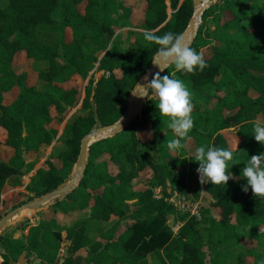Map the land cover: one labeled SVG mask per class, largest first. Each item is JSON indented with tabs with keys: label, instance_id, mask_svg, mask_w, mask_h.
<instances>
[{
	"label": "trees",
	"instance_id": "1",
	"mask_svg": "<svg viewBox=\"0 0 264 264\" xmlns=\"http://www.w3.org/2000/svg\"><path fill=\"white\" fill-rule=\"evenodd\" d=\"M135 1L139 0H6L0 8V127L7 132L5 145L14 151L8 162L0 160V195L10 178L24 177L34 169L26 154L52 145L58 131L51 125L63 122L81 103L82 88L85 112L66 125L58 140L63 148L37 171L28 188L31 194L40 198L61 187L79 159L82 140L95 127L123 118L158 47L131 31L109 47L117 27L133 23L128 4ZM141 1L145 17L137 28L155 30L156 35L168 31L183 35L196 9L193 0H169L174 12L169 19L166 0ZM210 20L220 25L223 35L206 27ZM231 33L233 37H224ZM190 47L206 61L203 71L186 73L170 65L161 74L182 80L195 98L206 99L205 110L192 105L194 124L188 135L172 137L168 118L159 116L155 98L149 96L141 115L155 118L156 123L149 125L138 117L119 134L92 144L79 186L51 207L53 215H64L70 222L52 217L30 227L25 242L0 239L1 264L17 263L23 256H34L42 264H76L75 256L82 250L85 264H246L247 256L252 264H264V251H259L264 248L260 231L264 199L255 197L250 188L242 191L246 181L240 178L248 156L264 152L251 136V121L264 120V0H216L202 15ZM20 52L34 63H46L38 74L46 86L41 91L19 86L17 99L5 106L4 94L18 87L13 63ZM97 64L105 74L85 85ZM75 82L80 86L65 88ZM145 128L151 133L142 139L138 134ZM230 130H236L234 149L224 134ZM174 138L180 139V146L170 150L167 145ZM200 145L230 149L228 171L235 179L203 184L209 202L201 218L181 216L175 233L168 222L176 208L169 199L175 192L189 193L187 176L194 178L199 166L189 152ZM155 148L158 161L153 157ZM185 165L188 175L178 171ZM141 174L151 176L145 188L136 191L134 182ZM155 188L161 189V198L155 196ZM28 201L27 197L19 206ZM85 212L88 218L82 216ZM92 222L101 224L95 228ZM92 229L101 231L99 238L91 237ZM244 240L258 246L249 249ZM65 242L70 243L67 255L60 257Z\"/></svg>",
	"mask_w": 264,
	"mask_h": 264
},
{
	"label": "clouds",
	"instance_id": "2",
	"mask_svg": "<svg viewBox=\"0 0 264 264\" xmlns=\"http://www.w3.org/2000/svg\"><path fill=\"white\" fill-rule=\"evenodd\" d=\"M143 39L155 43L158 47L152 58V63L159 69L151 78L145 76L139 83L135 95L140 98L152 96L155 98V107L160 117L168 118V128L177 137L183 138L193 128L191 94L184 82L175 79L169 74L161 75L167 65H174L176 71L192 73L203 71L207 63L202 55L191 48L184 40L182 34L165 32L156 35L155 30L140 29ZM252 137L261 146H264V121H251ZM170 150L180 146V139L174 138L168 142ZM233 159V152L228 148L200 145L194 149V161L198 163L197 173L201 184H227L235 179L234 174L228 171V162ZM245 166L240 172V178L246 181L242 191L249 188L255 197L264 199V152L248 156ZM264 231V226L260 227Z\"/></svg>",
	"mask_w": 264,
	"mask_h": 264
},
{
	"label": "rangeland",
	"instance_id": "3",
	"mask_svg": "<svg viewBox=\"0 0 264 264\" xmlns=\"http://www.w3.org/2000/svg\"><path fill=\"white\" fill-rule=\"evenodd\" d=\"M168 2H169V0H166V4ZM215 2H216V0H215ZM5 3H6V0H0V8L4 7ZM84 5L85 4H83V5H81L79 7L80 10H83ZM128 5H131V7L133 8V12H134L133 13V19H132L133 23L132 24H123L120 27H117L115 36L109 38V47H112L115 43H117L120 40H122L123 39L122 37H123V35H124V33L126 31L133 32L137 38H140L141 35H143L142 32L139 31L140 29L137 28V25L141 24L142 21L144 20V17H145V10H144L145 4L141 0H139V1H135V2H130ZM167 6H168V4H167ZM198 9H200V7L199 8L196 7L195 12H198L199 11ZM167 13H168L169 19H171L174 12L169 8V6H168V9H167ZM228 17H229V15L227 14L224 17L225 20L228 19ZM201 24H202V22H201ZM206 27L208 29L212 30V31H215L216 34H218V35H223L222 31L220 30V25L217 24V23H214L211 20L208 22ZM41 34L43 36V34H45V32L43 31V32H41ZM46 34L49 35V33H46ZM233 36H234L233 33L224 35V37H226V39H228L230 37H233ZM128 43H130V42H128ZM206 52H207V50L205 49V51H203L202 54L206 55ZM22 60L24 61V58L20 57V61H21L20 65L22 67L24 66L23 70L28 69L25 65L22 64ZM92 74H93V71L89 74V77L86 80L85 85H87L89 80H91V79L94 80L95 82H96V79H98L97 76H94ZM144 77L141 79L140 83L143 82ZM75 85L80 86L79 82H75V83H72V84L68 85L67 87L75 86ZM134 93H135V91L133 92V94ZM251 96L252 97H256V95L254 93H251ZM191 102H192V105H196L197 107L199 106V108L201 110H205V108L207 107L206 99L203 98V97L195 98L194 94H191ZM130 108H131V105L129 103V106L127 108L126 113L129 112ZM84 112L85 111L82 110V105L77 106L75 109H73L71 112H69L68 115L66 116L65 120L58 124L57 128L59 129V131H61L64 126L66 127V124H69L70 122H72L73 119L76 118L78 115L84 114ZM138 121H146L149 125H154L156 123L155 118H153V117H147L146 118V117H144L142 115H140V117L138 118ZM257 121H264V120L259 118V119H257ZM98 128H100V126L95 127L94 130H96ZM234 131H236V130H234ZM234 131L230 130L229 132L224 133L225 136L227 137L228 141H229V144H230L231 148L235 146L234 143H233V137H232V134L234 133ZM150 133H151V130L149 128H145V129L141 130L138 135H139L140 138L144 139L146 136L150 135ZM171 136L172 137H177L174 132L171 133ZM191 143L192 142L189 141L187 146L188 147L191 146ZM62 148L63 147H61V145H59L58 147H54L53 148L54 151H53L52 155L53 154L56 155L57 153H59ZM48 149L44 148V150L42 151V153L39 156V159L35 160L34 165H36L38 162L40 163V160L45 157L46 153L48 152ZM189 153L194 155V151H190ZM10 157H11V153L10 152L8 153L5 150H3V151L0 150V160L1 161L8 160ZM153 157H154L155 160H157V161L159 160V150H158V148H155V150L153 152ZM39 163L37 164L36 167L40 166ZM74 171H75V167L73 169L72 174L74 173ZM178 171L180 173H184V174L188 175L189 174V167L187 165L181 166ZM72 174L70 175L68 180L62 186H65L72 179ZM195 174L196 175H195L194 178H192L190 176H187V181H188L189 187L191 189L190 190L191 194H189L188 198H182V196H180L179 193L175 192L173 194V196L169 199V202L172 205H174L175 208H176V214L174 216H170L169 217V222H168L170 227H172L173 230L177 229V227L179 226V225H177V222L181 219V216H183V215L187 216L188 215V216L192 217L193 207H194V205H197L196 202H195L197 200L195 198V196H197V194H198V197H200V194H201V191H202V188H203V184L200 183L199 175L197 173V170L195 171ZM150 176H151L150 174H141V177L134 182V189L136 191L143 190L145 188L146 181L150 178ZM34 179H35V175L32 177V176H30V174H28V175H26L24 177L15 178V179L11 180V182L9 184V187L7 186L4 189V191H3V197H1V195H0V219L3 218L8 213H10L11 211H13L14 209L20 207L21 205L19 206V203L22 200H25L27 197L29 198V201L27 203L34 202L35 200L39 199L34 194H31L28 191V188L33 186ZM154 192H155V196L157 198H161L162 197L161 189L155 188ZM5 193H7V194L4 195ZM22 195H25V196L21 197ZM208 202H209V197L205 198L202 201V204H200V203L198 204V205H200V207L197 209L199 211H198V216H196V217H198L199 219L201 218V213L204 210V206L206 204H208ZM8 207H10V208L12 207V208L8 210ZM47 211L48 210L36 211L31 216L27 217L26 220H23V221L21 220L20 223L18 225H16V226L19 229H22L23 231H26L28 233L29 228L32 227V226H35L34 224L41 223L44 218L45 219L50 218L51 215L49 213H47ZM213 211H214V214L218 215V213H219L218 210H213ZM196 213H197V211H196ZM76 218H78V217H76ZM202 229H204V228L202 227ZM100 232L101 231H99V230L92 229L90 231V235H91L92 238H96L97 236H99ZM4 233L5 232L0 233V239L5 237L3 235ZM243 244L246 245V247L249 248V249L250 248H255L256 246H258L256 241L244 240ZM66 247H67V243L65 242L64 246H63V251L60 254L61 257H64V254L66 252ZM259 251H264V248H260ZM236 252H235V254H236ZM80 255H82V254H80ZM235 257L236 256H234V259H235ZM0 258H2L1 254H0ZM245 261H246V264H252L253 263V259H252L251 256H247ZM2 262H3V260L1 261V263ZM234 262H235V260H234ZM230 264H232V262Z\"/></svg>",
	"mask_w": 264,
	"mask_h": 264
},
{
	"label": "water",
	"instance_id": "4",
	"mask_svg": "<svg viewBox=\"0 0 264 264\" xmlns=\"http://www.w3.org/2000/svg\"><path fill=\"white\" fill-rule=\"evenodd\" d=\"M195 8L197 6L201 7L199 12H195L192 19L190 20L189 26L183 34L185 42L189 39L190 35H192V39L189 42V46H191L194 38L197 35L198 28H195L194 22L195 17L199 16L202 22V15L204 14L205 10L215 2V0H193ZM201 24V23H200ZM200 26V25H199ZM171 64L167 65L165 70ZM159 69L152 63L148 73L146 74L147 77L151 78L152 74L158 72ZM165 72V71H164ZM163 73V72H162ZM160 73V74H162ZM139 89V84L135 89V93L131 96L129 103L131 108L128 113H125L123 118L110 126H102L96 130H93L89 135H87L81 143V152L79 159L75 165V171L72 174V179L65 185L61 186L58 189L47 193L46 195L40 197L39 199L35 200L34 202L25 203L20 207L14 209L3 218L0 219V233L7 229L8 227L12 226L13 224L20 221L26 215L31 216L34 212L39 210H46L49 207L53 206L55 203L59 201H63L67 195L72 193L82 181L85 171L88 165V155L89 150L92 144L108 138L113 137L124 129H126L134 120H136L143 112L144 106L147 103V98H140L138 95H135L137 90ZM25 213V215H23ZM23 216V217H21ZM28 217V216H27ZM67 255V252L65 253Z\"/></svg>",
	"mask_w": 264,
	"mask_h": 264
},
{
	"label": "crops",
	"instance_id": "5",
	"mask_svg": "<svg viewBox=\"0 0 264 264\" xmlns=\"http://www.w3.org/2000/svg\"><path fill=\"white\" fill-rule=\"evenodd\" d=\"M168 4V6L170 5V3L168 2L167 3ZM20 57H23L24 58V61L22 60V64L23 65H25L28 69H25V70H23V67L20 65ZM13 68H14V71H15V73L18 75V87H15L12 91H10V92H8V93H6V94H4V105L5 106H9L10 104H12L16 99H17V97H18V95H19V93H20V88L21 89H23V87H24V85H27L28 87H32V86H34V87H37V89L38 90H43L44 89V87L46 86V84L44 83V82H41V81H39L38 80V74H39V72L40 71H44L46 68H47V66H46V63H43V62H38V63H34L32 60H29L28 58H27V56H26V54L24 53V52H20V53H18L17 55H16V57H15V60H14V63H13ZM105 74V72H99L98 71V64L96 65V67H95V69L93 70V74L92 75H94V76H97L98 77V79H96V82L102 77V75H104ZM68 85H70V84H66L65 85V88H68L67 86ZM19 86H20V88H19ZM84 89L85 88H83V93H82V98H81V103H82V100H83V98H84ZM79 104V105H82V104ZM78 105V106H79ZM71 112V111H70ZM67 125V124H66ZM51 127H54V128H56V129H58L57 127H58V124L57 123H55V124H52L51 125ZM64 128H65V126L62 128V130L61 131H59V129L57 130L58 131V135H57V138H56V140L52 143V145L51 146H49V147H42L41 148V150H40V152L39 153H28V154H26V156H25V159H26V161L28 162V163H35V160H38L39 159V156H40V154L42 153V151L44 150V148H49L48 149V152L46 153V155H45V157L44 158H42L41 160H40V163H39V167H36L37 166V164L36 165H34V169L29 173L30 174V176H34V175H36L37 174V171L39 170V169H41V168H45V164H46V161L50 158V156L52 155V153H53V151H54V147H58L59 145H61V143L60 142H58V140L60 139V137L63 135V131H64ZM6 141H7V132H6V130L5 129H3V128H1L0 127V150L1 151H3V150H5L6 152H10L11 153V157L8 159V160H5V162H8L13 156H14V151L11 149V148H9V147H7L5 144H6ZM233 143H234V140H233ZM234 145H235V143H234ZM61 147H62V145H61ZM235 148V146L234 147H232V149H234ZM54 161V160H53ZM15 178H17V177H12V178H10L9 179V181L7 182V184H6V186H5V188L8 186L9 187V184H10V182H11V180H13V179H15ZM187 183H188V181H187ZM4 188V189H5ZM188 188H189V193L187 194V195H183V194H180V196H182V198H188L189 197V194H191L190 193V187H189V184H188ZM4 191V190H3ZM3 191H2V194H1V197H3ZM7 193H5L4 195H6ZM23 196V195H22ZM205 198H208L207 196H206V194H205V192H204V189L202 188V191H201V194H200V197L195 201L196 202V204L198 205L199 203L200 204H202V201L205 199ZM4 199V198H3ZM4 202V201H3ZM52 207V206H51ZM51 207H49L48 209H46V210H48L47 211V213H49L51 216H50V218H52V217H55V218H57L59 221H62V220H66V222L67 223H69L70 222V219L69 218H67V217H64V215H61V214H58V215H53L52 214V211H51ZM12 208V207H11ZM10 207H8V210L9 209H11ZM204 208H205V206H204ZM214 212V211H213ZM77 217L79 216V215H76ZM82 216H84V217H89V213L88 212H85ZM81 216V217H82ZM50 218H48V219H50ZM72 218V217H71ZM27 219V218H26ZM26 219H24V220H26ZM48 219H43V220H48ZM73 219H74V217H73ZM72 220V219H71ZM69 221V222H68ZM20 223V221L19 222H17V223H15V224H13L12 226H10V227H8L7 229H5V230H3L2 232H5L3 235L6 237V238H9L10 240H13V241H21V242H25V237L27 236V232L26 231H23L22 229H19L16 225H18ZM39 224V223H38ZM38 224H34L35 226H37ZM101 223H99V222H92L91 223V227H95V228H97V226H99ZM104 226H109V224H103ZM177 225H179L178 227H177V229H174V231H175V233H177L178 232V230H179V228L181 227V222L180 221H178L177 222ZM16 226V227H15ZM1 232V233H2ZM63 237L65 238L66 237V234L64 233L63 234ZM98 237V236H97ZM99 238V237H98ZM97 238V239H98ZM68 244L70 245V243H67V247H66V252H67V250H68ZM63 246H64V244H63ZM63 251V250H62ZM61 251V252H62ZM65 252V253H66ZM80 254H82V255H80ZM64 255H66V254H64ZM80 255V256H79ZM85 255H86V253H85V251L84 250H82L79 254H77L75 257V260H76V264H85L84 263V258H85ZM60 257H61V255H60ZM3 259L2 258H0V264H1V261H2ZM12 264H42V262H41V260H39V259H36L34 256H30L29 258H26V256H23V257H21L20 258V260L17 262V263H12Z\"/></svg>",
	"mask_w": 264,
	"mask_h": 264
},
{
	"label": "bare ground",
	"instance_id": "6",
	"mask_svg": "<svg viewBox=\"0 0 264 264\" xmlns=\"http://www.w3.org/2000/svg\"><path fill=\"white\" fill-rule=\"evenodd\" d=\"M198 8H199V6H197ZM200 9H201V7H200ZM200 9H198V10H200ZM196 10V9H195ZM199 12V11H198ZM197 13V12H196ZM200 23H201V18L199 17V16H196L195 17V22H194V25H195V28H198L199 27V25H200ZM191 39H192V35H190V37H189V39L187 40V44H189V42L191 41ZM23 215H25V213L23 214ZM27 216L29 217V215H26V216H21V217H23V218H21L20 219V221L22 220H24V219H26L27 218Z\"/></svg>",
	"mask_w": 264,
	"mask_h": 264
},
{
	"label": "built area",
	"instance_id": "7",
	"mask_svg": "<svg viewBox=\"0 0 264 264\" xmlns=\"http://www.w3.org/2000/svg\"><path fill=\"white\" fill-rule=\"evenodd\" d=\"M200 207V205H194V207H193V210H192V216H198V211L199 210H197L198 208ZM196 211H197V213H196ZM198 218V217H197Z\"/></svg>",
	"mask_w": 264,
	"mask_h": 264
}]
</instances>
